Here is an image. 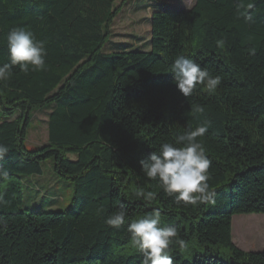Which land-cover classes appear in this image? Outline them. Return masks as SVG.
Wrapping results in <instances>:
<instances>
[{
    "label": "trees",
    "instance_id": "trees-1",
    "mask_svg": "<svg viewBox=\"0 0 264 264\" xmlns=\"http://www.w3.org/2000/svg\"><path fill=\"white\" fill-rule=\"evenodd\" d=\"M118 0H0V65L6 37L31 31L46 49L45 68L0 82V264H142L127 223L155 212L177 229L173 264H264V252L232 242L236 215L264 214V0H195L186 10L150 16L149 50L104 53L123 4ZM251 5V8L248 7ZM194 60L221 83L189 97L170 66ZM196 106L203 112H195ZM49 109L47 143L25 146L33 112ZM211 160L214 204H177L141 171L139 161L189 128ZM74 159H71V157ZM52 160L74 196L63 212L21 209L22 179ZM154 192L146 202L136 191ZM123 205L120 229L106 219ZM254 237V236H251Z\"/></svg>",
    "mask_w": 264,
    "mask_h": 264
},
{
    "label": "clouds",
    "instance_id": "clouds-1",
    "mask_svg": "<svg viewBox=\"0 0 264 264\" xmlns=\"http://www.w3.org/2000/svg\"><path fill=\"white\" fill-rule=\"evenodd\" d=\"M251 8V5H248ZM9 62L0 65V82L8 81L12 69L41 71L45 68L46 49L43 41L37 40L31 31L23 27L13 28L7 37ZM174 83L178 91L189 97L197 86H204L210 93L214 92L221 83V76L212 75L207 69L184 55H178L170 66ZM195 112H203L196 106ZM207 125L189 128L179 135L174 143L164 142L158 151H152L145 159L139 161L144 175L158 183L160 188L177 204L197 205L214 204L215 192L208 184V170L211 160L206 156L205 149L197 138L207 132ZM8 148L0 144V160L7 154ZM7 171L0 169V178L7 177ZM136 197L146 202L155 199L154 192L136 191ZM127 209L121 205L110 215L105 223L111 228L120 229L126 224ZM160 213L157 211L127 223L132 247L142 257V264H173L170 255V245L174 240L181 247L183 240L176 239L178 232L175 227L160 226Z\"/></svg>",
    "mask_w": 264,
    "mask_h": 264
},
{
    "label": "rangeland",
    "instance_id": "rangeland-1",
    "mask_svg": "<svg viewBox=\"0 0 264 264\" xmlns=\"http://www.w3.org/2000/svg\"><path fill=\"white\" fill-rule=\"evenodd\" d=\"M195 0H118L123 4L111 27V37L102 52L121 49L149 50V20L157 9L186 10ZM49 109L33 112L25 146L34 149L47 143ZM3 115L0 113V121ZM71 159H74L72 156ZM74 196L70 180L57 176L52 160L43 162L42 173L22 179L21 209L26 212H63ZM232 242L246 252H264V214L236 215L232 219ZM254 236V237H251Z\"/></svg>",
    "mask_w": 264,
    "mask_h": 264
},
{
    "label": "crops",
    "instance_id": "crops-1",
    "mask_svg": "<svg viewBox=\"0 0 264 264\" xmlns=\"http://www.w3.org/2000/svg\"><path fill=\"white\" fill-rule=\"evenodd\" d=\"M149 32H150V28H149Z\"/></svg>",
    "mask_w": 264,
    "mask_h": 264
}]
</instances>
